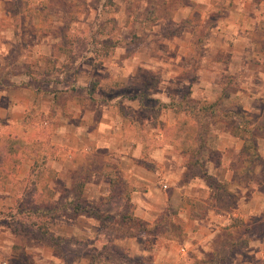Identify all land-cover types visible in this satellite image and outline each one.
I'll list each match as a JSON object with an SVG mask.
<instances>
[{
	"label": "rangeland",
	"instance_id": "rangeland-1",
	"mask_svg": "<svg viewBox=\"0 0 264 264\" xmlns=\"http://www.w3.org/2000/svg\"><path fill=\"white\" fill-rule=\"evenodd\" d=\"M143 1L13 0L7 6L0 5V16L10 18L8 29L16 33L13 35L12 32L8 38L0 36V89L25 84L31 86L36 94L26 108L28 122L24 133L18 134L17 126H9L7 144H3L4 148L17 152V164L26 162L29 165L30 157L34 160L25 177H17L19 167L7 174L4 172L8 178H13V187L0 189V224L9 225L11 230H15L17 224L21 233L17 234L19 239L9 253L11 259L3 264H9L11 260L13 264H47L42 261L43 258L52 259L49 264H204V258L211 259V264H261V246L257 247L264 238V221L259 219L261 215L250 218L247 224L240 217L236 218L233 228L219 232L215 248L207 250L201 259L198 258L201 255L194 250V244L199 241L194 237L195 229L191 234L180 237L181 219L178 216L171 221L155 222L153 226L145 221L133 224L128 214L134 213L135 207L129 198L132 190L141 189L143 185L123 182L115 162H106L101 153L86 152V147L93 149L97 145L94 140L97 129L86 128L85 123L73 117L76 110L70 112L63 105L67 96H101L104 86L107 91H112V97H130L140 91L146 93L145 86H151L153 90L148 91L152 97L145 100L154 116H159L165 102L160 98L163 92L159 83L177 82L180 78L187 83L195 81L199 67L208 61L214 65V57L222 61L216 66L217 73L205 71L201 73L202 78L219 80L220 66L229 67L221 78L226 85L213 90L215 100L200 99L201 103L195 104L194 96L201 98L203 94L196 93L188 85L173 87L166 92L181 93L185 99L180 107H185L187 113L197 112L200 107L204 110L203 107L214 103L212 109L223 120L227 114L236 115L235 122L226 120L229 126L236 127L238 121L246 122L243 130L246 151L237 159L235 177L240 182L250 183V186H253L252 182L256 185L264 182V158L261 153V138L264 136V85L261 84V76H264L263 72L261 74L264 70V52L261 51L264 49L263 23L256 26L251 23L247 27L254 44L251 47L241 45V48L251 51L249 57L231 58L229 54L220 53L219 42L212 33L216 32L215 28L220 29L219 20L224 15L234 14V10L226 7V0H220L215 9L206 10V16L211 15L217 23L198 25L194 32L197 31L200 44L187 42L184 45L185 61H177L175 56L173 59L164 57L163 52L170 50L175 55L178 47L174 49L160 39L153 44L146 40L154 33H179L181 26L159 22L160 17L167 15L164 0H147V5L144 4L146 0ZM0 28L4 26L0 25ZM151 49L155 56L151 61L154 65L151 70H139V74L132 79L128 73H123L120 66L127 57L139 51L141 55L135 63H145V55ZM181 64L185 70L177 73ZM100 82L104 85L99 89L97 83ZM113 82L127 83L112 90L110 85ZM64 88L70 89L66 91ZM50 93L56 95L54 105H50ZM17 96L18 99L31 97L23 93ZM159 99L163 101L161 104L157 102ZM0 103L5 101L0 100ZM122 107V112L131 113V108ZM140 113L143 115L146 111ZM205 122V117L201 116L198 120L184 119L181 125L186 138L194 141V146L205 141ZM67 124L70 128L73 125L86 128L89 133L87 141L65 133ZM65 136L73 142L66 145ZM69 148H74L71 164L65 155ZM101 148L106 149V146ZM208 156L215 160L222 157L221 151H214L192 154L191 158L197 164V158L205 160ZM54 164L62 170L55 182L51 178L55 175L52 171ZM207 170L209 172V165ZM97 171H103L104 180L113 178L114 183H105L107 181L98 177ZM190 171L195 175L206 173L205 168L198 166L190 168ZM210 177L213 178V175ZM218 188L215 189L214 199L218 209L229 211L237 207L241 195L235 190L240 189L231 182H221ZM27 206L34 210L42 206L57 208V217L49 236L42 235L32 224L36 218L27 211ZM19 208L21 212L17 211ZM196 208L199 215L204 213L200 212L203 209L201 204ZM97 212L101 213V217H95ZM173 221L175 225L172 227ZM170 228L174 232L170 233ZM181 246L186 250H181Z\"/></svg>",
	"mask_w": 264,
	"mask_h": 264
},
{
	"label": "crops",
	"instance_id": "crops-1",
	"mask_svg": "<svg viewBox=\"0 0 264 264\" xmlns=\"http://www.w3.org/2000/svg\"><path fill=\"white\" fill-rule=\"evenodd\" d=\"M9 1L12 2L13 0H0V5L7 6ZM65 1L72 2L75 0ZM141 1L144 2L143 0ZM218 1L220 0H164L163 4L167 8V15L160 17L159 22L176 27L181 26L182 29L179 33H154L149 35V38L145 40L153 44L156 39H160L165 43H169L174 49L178 47L179 49H176L175 55L169 52L170 50L164 51L163 55L171 59L175 56V58H178L177 61L183 59L182 61L184 62L186 56L184 45H187V42L199 45L201 42H198L197 31L194 32L197 26H211V24L215 25L217 23L211 15L206 16V10L215 9V6L219 3ZM144 4L147 5V0ZM225 5L227 8L234 10V14L230 12L224 15L219 20L218 28L220 27V29L215 28L216 32L214 31L213 33L214 29H212V36L217 37L216 41L219 42L218 47L219 49L221 48L219 50L220 53L229 54L231 58H247L251 54V51L241 48V45L251 47L254 44L251 43L254 39L251 38L250 32H247V27L251 23H255V26L262 23L264 25V0H226ZM9 19L6 16H0V25L4 26V28H0V36L2 38H8L12 32L13 35L15 33L13 30L8 29L10 24ZM261 51L264 52V49ZM152 52L153 50L151 49L150 52L146 53L145 63L138 61L135 63L139 55H141L139 51L127 57V60L125 59L126 61L120 66L123 73H128L130 79H132L135 75L139 74V70H151L154 67L151 61L155 57ZM169 53H171L170 56ZM129 58L130 60H128ZM210 58L211 61L212 56ZM213 61H215L213 63L215 66L208 61V63H204V65L199 67L195 81L187 83L180 78L177 82L169 80L159 83V89L163 92H161L162 96L160 98L163 101L165 100V102L160 99L157 100L160 104L163 102L162 105L164 106L162 108L163 112L159 116H154L152 108L149 107L145 100L146 97H152L148 91V89L153 90L151 86L150 88L145 86L144 90H147L146 93L140 91L132 94L130 97L123 95L112 97V91H107L104 86L103 90H101V96H97L96 98L90 96H81L82 98L67 96L63 104L66 105L65 107L70 112H72V109L76 110L73 117L85 123L86 128L88 126V128L94 127L97 129V134L94 137L97 144L96 147L93 149L86 147L85 151H91L95 155L101 153L105 156L104 160L106 162H115L118 166L116 168H118L120 179L123 182L143 185L141 189L138 188L131 191L130 201L135 207L134 215L146 223H150V226H153L155 222L161 223L167 219L171 221L175 216H178L181 219L179 222L181 225L180 237H184L189 233L191 234L195 229L194 237L199 239V241L194 244V250L197 254L201 255L198 256L200 259L207 253V250L212 251L215 248L214 244L217 243L216 236L219 232L223 230L228 231L233 228L232 226L236 218L240 217L247 224L250 218L261 215L259 219L264 221V182H261V185H256L250 181L253 184V186H250V183L245 184L238 181L235 177L237 159L241 158L246 151V139L243 135L245 123L238 121L237 123L239 124L236 127L229 126L226 120L231 119L235 122L237 118L235 114H227L224 117L225 120H223L221 116L217 115L216 111L203 113L201 107L197 112L194 110V112L187 113L185 107H180L185 99L182 94H168L166 92L173 87L188 85L196 93L203 94L201 98L194 96L193 102L195 104H200V99L212 102V99L215 100L213 98V90L223 88L226 85L224 81H221V78L224 73L229 71L228 66L221 65L219 68L221 72L217 74V76H220L219 80L202 78V72L217 73L216 69L218 68L216 66H219L222 61L214 57ZM183 64H181L180 72L178 71L177 73H182L185 70ZM262 72L264 74V70L261 71V74ZM261 80V84L264 85V76H261ZM114 83L110 85L112 90L116 87H122L124 84L126 85L127 82L115 83V85ZM101 85H104L103 82L97 83V88H102ZM128 85L131 86V82H128ZM64 89L67 91L70 88ZM0 90V100L5 101V103H0L1 147L4 137L9 135V126H17L19 128L18 134L24 133V128L26 127V108L31 102V98L33 100L36 94L31 90V86L25 84H14L9 86V88L5 87ZM66 91L65 93L69 92ZM18 93L30 94L31 97L18 99ZM50 94V105H54L56 95L55 93ZM262 97L264 102V94ZM122 106L126 107V109L131 108V113L122 112ZM142 110L146 111L143 115L140 113ZM201 116L205 117L207 125L203 133L205 141L201 145L194 146V141L186 138V133L181 129V125L184 119L198 120ZM86 128L84 129L78 125H73L70 128L67 124L65 133H72L76 135L77 139L80 138L84 142L89 137ZM65 140L66 145L73 142L67 136H65ZM102 145H105L106 149L101 148ZM214 151H221L222 157L220 160H215L208 156L205 160L197 158L198 162L196 164L193 158H191L192 154H201L202 152L210 154ZM65 153L67 162L73 163L74 148H69ZM261 153L264 158V136L261 138ZM30 158L29 165L26 162L18 165L19 175L17 177L19 179L20 177H25L33 167L34 160L32 157ZM12 163L7 161L0 163V170L2 168H12L14 164ZM56 165L52 166V171L55 175L51 178L54 182L60 177L62 172L58 166L55 167ZM207 165H209V172ZM194 166L205 168L206 173L202 175L192 174L190 168ZM112 169L114 168L112 167ZM96 173L103 180L106 178L103 171H97ZM211 174L215 180L219 182H231L232 185L234 184L240 189V191L235 190L241 195L238 199L237 207L229 211L218 209V206L215 205L216 201H214L217 190H215L216 188L213 187L211 181L205 177V175L210 176ZM12 179L8 178L3 172L0 173V189H6L7 186L9 189L13 187ZM104 181H107L105 183H111V179ZM259 195H261L260 198ZM254 201L256 204L252 205ZM198 204H201L203 208L200 212H204L200 215L197 213L199 210L196 208ZM174 225L173 221L171 226L173 227ZM170 229V233L174 232L172 228ZM17 239H19V236L15 231L11 230L9 225L1 222L0 264L5 263L7 259H11L9 253L17 242ZM177 244L179 243L177 242ZM258 244L257 247L260 248L261 246V251H259L261 264H264V238ZM181 250L185 251L186 249L184 246H181ZM43 259L40 260L47 264L52 261L50 258ZM9 264H13L12 260Z\"/></svg>",
	"mask_w": 264,
	"mask_h": 264
},
{
	"label": "trees",
	"instance_id": "trees-1",
	"mask_svg": "<svg viewBox=\"0 0 264 264\" xmlns=\"http://www.w3.org/2000/svg\"><path fill=\"white\" fill-rule=\"evenodd\" d=\"M213 106H214V104H210L208 107L207 106L203 107V109H204V110H202L203 113H205L207 111L208 112L209 111H214L212 109ZM26 121L28 122V118H25V123H27ZM243 123H246V122L243 121ZM6 139L7 138L4 137L3 143H2V145L0 147V163H4L5 161H7L9 163L10 162H13L14 163V164L12 163L13 166L10 169L6 170V169H3L2 168L0 170V173H2V172L4 173L5 172L7 174L11 170H13L14 168H16V167L18 168L19 163L17 164V162L15 161L18 158L17 152L15 150H11V149L4 148L3 144L4 143L7 144L6 141H5ZM207 179H209V181H211L213 187H215L216 189H219L218 186L220 185L221 182H219V181L211 178L210 176L207 177ZM113 183H114V179L111 178V184H113ZM27 207H28L27 208V211H30L31 212V215L36 218V221H34L32 224H34V226H36L40 230V233L42 235L49 236L51 234V232H52L51 231V225H52V223L54 222V220L57 217V208L56 207L50 208V207H44V206H42V207H39V208H37V209L34 210L33 207H30V206H27ZM17 211L18 212H21L22 210L19 208V209H17ZM95 217H97V218L101 217V213L100 212H97L96 215H95ZM128 218L133 222V224L143 223V220L140 219V218H138V217H136L134 215V213H129L128 214ZM17 227L18 226L16 224V227H15V230L14 231H15L16 234H20L21 232H20L19 228H17ZM211 262L212 261L209 258H207V259L204 258L202 260V263H204V264L205 263L206 264H211Z\"/></svg>",
	"mask_w": 264,
	"mask_h": 264
}]
</instances>
